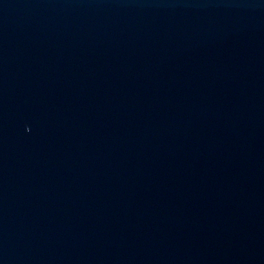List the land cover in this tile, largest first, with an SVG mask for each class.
Listing matches in <instances>:
<instances>
[{
    "label": "water",
    "instance_id": "1",
    "mask_svg": "<svg viewBox=\"0 0 264 264\" xmlns=\"http://www.w3.org/2000/svg\"><path fill=\"white\" fill-rule=\"evenodd\" d=\"M0 264H264V0H0Z\"/></svg>",
    "mask_w": 264,
    "mask_h": 264
}]
</instances>
